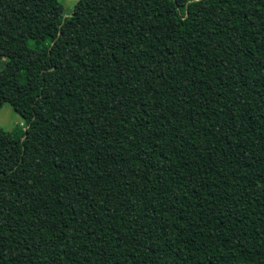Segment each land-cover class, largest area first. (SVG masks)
Returning <instances> with one entry per match:
<instances>
[{"label": "trees", "instance_id": "obj_1", "mask_svg": "<svg viewBox=\"0 0 264 264\" xmlns=\"http://www.w3.org/2000/svg\"><path fill=\"white\" fill-rule=\"evenodd\" d=\"M56 1L0 0V264H264V0Z\"/></svg>", "mask_w": 264, "mask_h": 264}, {"label": "rangeland", "instance_id": "obj_2", "mask_svg": "<svg viewBox=\"0 0 264 264\" xmlns=\"http://www.w3.org/2000/svg\"><path fill=\"white\" fill-rule=\"evenodd\" d=\"M76 0H57L54 3L53 11L63 16L69 14ZM178 3H184L185 0H176ZM14 87L18 90L21 85L14 83ZM25 120L18 116L7 104L0 106V129L11 132L15 137H20L23 133Z\"/></svg>", "mask_w": 264, "mask_h": 264}]
</instances>
